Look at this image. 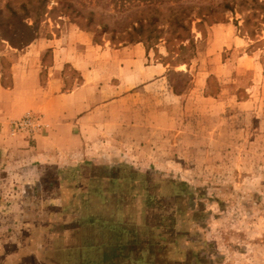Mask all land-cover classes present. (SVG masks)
<instances>
[{"label":"rangeland","instance_id":"374dc122","mask_svg":"<svg viewBox=\"0 0 264 264\" xmlns=\"http://www.w3.org/2000/svg\"><path fill=\"white\" fill-rule=\"evenodd\" d=\"M64 2L82 16L67 14ZM125 2L123 12L107 0H45L46 13L35 22L39 0H0L5 67L36 39L63 31L68 54L85 61L96 56L89 44L99 53L145 45L146 72L132 66L133 98L116 107L126 106V114L116 117L115 139H100L115 147L105 153L190 186L191 232L214 264H264V0H159L158 11L145 0ZM152 15L163 38L126 41L138 20ZM65 75V89L83 80L69 66Z\"/></svg>","mask_w":264,"mask_h":264},{"label":"crops","instance_id":"0c3cea01","mask_svg":"<svg viewBox=\"0 0 264 264\" xmlns=\"http://www.w3.org/2000/svg\"><path fill=\"white\" fill-rule=\"evenodd\" d=\"M66 35L36 39L8 67L0 51V264H214L191 232L190 186L100 141L116 138L148 49L89 44L85 61ZM67 66L83 77L69 89ZM29 113L42 129L12 133Z\"/></svg>","mask_w":264,"mask_h":264},{"label":"trees","instance_id":"16d2710c","mask_svg":"<svg viewBox=\"0 0 264 264\" xmlns=\"http://www.w3.org/2000/svg\"><path fill=\"white\" fill-rule=\"evenodd\" d=\"M97 2V4L101 3L104 0H95ZM108 2H115V3H120V9L121 11H125L127 8L126 2L125 0H107ZM147 3V5H149L150 7H152L151 9H154L155 11H158V9L156 8V2H158L159 0H145ZM149 3V4H148ZM63 4H65L66 6V10H67V14L73 16V17H81L82 16V12L80 9H78L77 7L74 6V4L72 2H64ZM227 7L231 6L229 4H226ZM25 7V5H24ZM264 8V6H262ZM46 6H45V0H39V3L37 5L36 8V14H37V19L35 18V22L36 20L42 18V16L46 13L45 10ZM232 9V8H231ZM71 10V12L69 11ZM210 11L215 12V10H213L212 8L210 9ZM89 21L93 20V13L90 12V15L88 16ZM177 20L176 23L182 26L184 25V21L181 19L180 16L176 17ZM79 23L80 20H78ZM157 22H158V18L155 15H152L149 19L146 20V22L143 19H139L138 20V25L137 26H133L135 32L134 33H129L128 38H126V41H136V42H151V43H155L157 41H159L162 37L161 31L157 28ZM191 22V21H190ZM189 22V23H190ZM82 25V24H81ZM31 27V26H29ZM107 27V26H105ZM186 28V26H185ZM146 29L149 30V33L146 34ZM138 33V34H135ZM182 37V36H181Z\"/></svg>","mask_w":264,"mask_h":264},{"label":"built area","instance_id":"2783aa9c","mask_svg":"<svg viewBox=\"0 0 264 264\" xmlns=\"http://www.w3.org/2000/svg\"><path fill=\"white\" fill-rule=\"evenodd\" d=\"M42 127L41 117L31 113L11 122L12 133L25 132L28 134H35L41 130Z\"/></svg>","mask_w":264,"mask_h":264}]
</instances>
